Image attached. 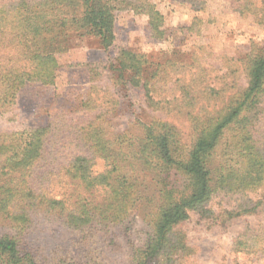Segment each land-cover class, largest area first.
Listing matches in <instances>:
<instances>
[{"label": "trees", "instance_id": "1", "mask_svg": "<svg viewBox=\"0 0 264 264\" xmlns=\"http://www.w3.org/2000/svg\"><path fill=\"white\" fill-rule=\"evenodd\" d=\"M179 1L188 3L194 12H203L207 3L206 0ZM257 1L233 0L232 6L241 14H252L261 24L264 23V2L258 7ZM147 5L151 6L146 0H0V35L10 38L5 50L19 48L21 54L15 60L10 58L11 55L6 62L0 59V78L18 89L28 81L52 85L60 70L56 55L64 51V43L70 35L91 36L109 52L116 40V13L123 9L139 12ZM148 15L151 33L163 34L159 13L149 8ZM202 23L203 18H196L188 29L200 28ZM108 57L112 61L95 63L96 68L103 67L110 79L124 87L144 91V99L154 108L174 111L185 106L192 111H215L210 110L212 102L213 106L224 102L223 91L206 83L207 69L197 66V59L170 60L149 77V58L144 54L123 48L115 56ZM235 62L240 64L239 68L230 69L228 74L234 89L243 73L247 86L236 90L221 111L207 112L204 122L196 127L195 138L189 143L181 139L176 127L163 120L143 124L136 134L111 133L106 116L115 111V100L113 108L108 107L105 114L90 118L88 124L73 125L74 118L60 116L58 134L76 136L90 153V156H75L62 168L58 178V183L65 188L62 199L38 194L30 187L33 166L44 156L47 136L55 130L52 131L51 126L31 129L23 143L15 135L9 136L10 141L3 140L0 144V222H7L10 228L19 231L20 236H0V264H69L67 257H42L23 242L36 221L35 215L61 219L69 228L81 232L96 229L101 221L124 212L132 195L140 197L137 184L148 177L157 182V194L165 202L153 219L152 237L136 260L140 264H169L174 256L170 251L166 252L170 233L189 218L190 211H198L207 218L213 211L205 205L216 193L244 195L264 188V141L256 130L264 101V54ZM177 66L181 68L178 74L191 77L179 80L182 83L179 89L186 98L180 105H175L179 100L176 98L155 101L152 80L168 78L166 67ZM197 82L201 86L206 84L201 88L195 84ZM208 92L206 104L197 101L199 94L207 95ZM97 157L105 165V170L100 173L94 170L93 160ZM215 158L220 161L213 167ZM175 174L185 177L187 184L183 195L174 199L172 189L168 188L169 179ZM57 177L58 174L55 180ZM170 200L173 202L168 203ZM237 206L226 212L227 219L264 213L262 210L257 212L256 208L264 207L260 201L255 203L249 199ZM238 241L237 246L244 244L240 237ZM179 243L184 248L182 241Z\"/></svg>", "mask_w": 264, "mask_h": 264}, {"label": "rangeland", "instance_id": "2", "mask_svg": "<svg viewBox=\"0 0 264 264\" xmlns=\"http://www.w3.org/2000/svg\"><path fill=\"white\" fill-rule=\"evenodd\" d=\"M206 1L203 12H194L188 3L179 0H146V4L151 6L147 5L139 12L130 9L117 12L116 40L109 52L104 51L99 41L91 36L70 35L64 43V51L56 55L60 70L52 85L28 81L18 89V86L0 78V144L12 135L23 143L34 128L51 126L52 131L55 130L47 136L44 156L33 166L31 188L38 194L46 193L62 199L65 188L58 183L62 168L75 156H90L88 148L76 136L58 134L60 116L74 118L73 125L81 122L88 124L90 118L105 114L108 107L113 108L115 100V111L106 116L111 133L136 134L143 128V124L163 120L176 127L181 139L189 143L195 138L196 127L204 122L207 112L215 114L221 111L236 90L247 86L243 73L234 89L232 77L228 74L230 69L239 68L240 64L235 60L264 54V23L256 22L252 14L235 11L233 0ZM261 2L264 0H258L256 6H261ZM149 8L157 11L162 18L160 27L163 34L151 33ZM196 18H203L201 27L189 30ZM9 39L0 35V59L5 62L8 55L14 60L21 55L19 48L5 50ZM123 48L149 58V77L170 60L197 59V66L207 69L206 83L223 91L224 102H217L214 106L212 102L210 110L213 108L215 111H192L185 106L177 107L174 111L155 109L144 99V91L124 87L113 78L110 79L103 67L100 70L96 68L95 63L112 61L108 56H115ZM21 62L24 63L25 59H21ZM166 68L170 75L168 78L163 76L162 79L152 80L153 99L159 101L176 98L179 100L175 105H180L186 95L179 89L182 85L179 80L191 77L178 74L181 70L178 66ZM195 84L203 88L199 82ZM209 96V92L207 95L199 94L197 101L206 104L205 98ZM261 109L256 130L264 141V101ZM70 111H73L72 115ZM220 160L215 158L213 167ZM93 163L97 173L105 170L104 161L98 157ZM149 179L142 178L138 182L137 194L140 197L132 195L124 212L115 214L108 221H101L96 229L77 231L69 228L61 219H45L42 214H37L23 242L42 257H67L69 264H140L136 257L140 258V251L145 249L152 237L153 219L165 202L159 199L157 182ZM169 182L168 189H172L174 199L183 195L187 184L185 177L175 174ZM99 196L101 200L103 194ZM249 199L264 204V188L255 193L245 192L244 195L234 192L216 193L205 205L213 211L207 218L202 217L198 211H190L189 218L175 226L170 233L166 252L170 251L174 256L169 264H264V213L244 215L232 220L227 219L226 215L228 210ZM256 209L257 212L264 211V207ZM18 233L7 222H0V236L8 234L19 238ZM239 237L244 243L241 246H237ZM179 241H182L184 248ZM178 249L182 250L176 256Z\"/></svg>", "mask_w": 264, "mask_h": 264}]
</instances>
